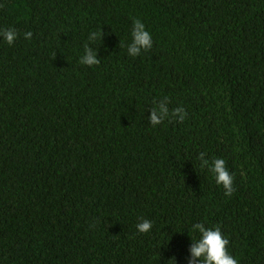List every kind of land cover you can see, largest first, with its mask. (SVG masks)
I'll return each mask as SVG.
<instances>
[{"label": "trees", "instance_id": "1", "mask_svg": "<svg viewBox=\"0 0 264 264\" xmlns=\"http://www.w3.org/2000/svg\"><path fill=\"white\" fill-rule=\"evenodd\" d=\"M133 18L153 39L136 57ZM11 27L0 264H188L196 222L219 226L239 264H264V0H0ZM101 30L99 65L80 64ZM164 97L183 123L149 122ZM201 153L226 161L231 196Z\"/></svg>", "mask_w": 264, "mask_h": 264}, {"label": "clouds", "instance_id": "2", "mask_svg": "<svg viewBox=\"0 0 264 264\" xmlns=\"http://www.w3.org/2000/svg\"><path fill=\"white\" fill-rule=\"evenodd\" d=\"M33 33L27 31L23 33V38L31 40ZM0 38L8 45H12L18 38V33L14 27L0 29ZM103 30L93 31L89 33L87 41L83 46V54L79 57V62L85 66L99 65L100 57L98 50L93 45L97 40H102ZM153 46L151 32L146 29L145 24L140 20L133 18L131 30V42L127 45V53L131 57H136L142 51H148ZM169 99L164 97L158 103L154 102V106L148 116L149 122L153 125H160L166 119H174L183 123L187 117V111L184 107H175L169 109ZM202 168H207L213 175V178L218 185H222L226 196H231L233 193L234 176L227 167L226 161L223 158H213L209 161L205 153H201L198 157ZM153 227V222L148 219H143L138 222L136 229L140 233H147ZM190 232L198 234V238H191L193 243L189 249L188 264H239L238 259L229 251V239L224 235L219 226H206L204 222L193 223L190 227Z\"/></svg>", "mask_w": 264, "mask_h": 264}]
</instances>
